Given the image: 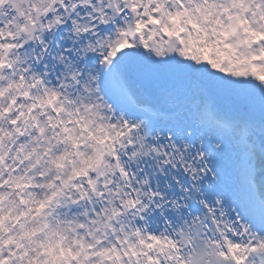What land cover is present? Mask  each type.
Returning a JSON list of instances; mask_svg holds the SVG:
<instances>
[{"label":"snow or ice","instance_id":"6c2138e0","mask_svg":"<svg viewBox=\"0 0 264 264\" xmlns=\"http://www.w3.org/2000/svg\"><path fill=\"white\" fill-rule=\"evenodd\" d=\"M0 264H264V0H0Z\"/></svg>","mask_w":264,"mask_h":264}]
</instances>
